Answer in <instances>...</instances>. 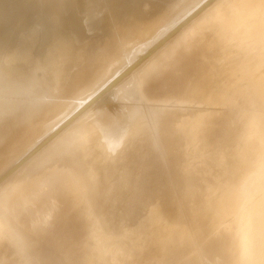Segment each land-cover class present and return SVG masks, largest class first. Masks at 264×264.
Masks as SVG:
<instances>
[{
  "label": "bare ground",
  "instance_id": "6f19581e",
  "mask_svg": "<svg viewBox=\"0 0 264 264\" xmlns=\"http://www.w3.org/2000/svg\"><path fill=\"white\" fill-rule=\"evenodd\" d=\"M21 2L0 0V264H264V0Z\"/></svg>",
  "mask_w": 264,
  "mask_h": 264
},
{
  "label": "rangeland",
  "instance_id": "374dc122",
  "mask_svg": "<svg viewBox=\"0 0 264 264\" xmlns=\"http://www.w3.org/2000/svg\"><path fill=\"white\" fill-rule=\"evenodd\" d=\"M21 4L23 5L24 8H27L30 4V0H21ZM67 2H69V0H66ZM12 5L13 8H17L18 6V3L16 1H14L13 3H10ZM27 32L28 30H26L25 28L24 29H21L19 28L18 24L15 25L12 24V27H11V30H10V35L12 36L13 39H23L26 38L28 40V43L27 42H24L22 41L25 45L28 46V49H29V52L32 54V48H31V42L29 40V38L27 37ZM21 37V38H19ZM44 64H45V69H49V62L48 61H43ZM26 73H23V77H25V82H22L24 83L25 85L29 84V83H32L36 80H39L40 78H42V75H37V74H34L31 73L32 69H33V65H32V62L30 61L29 63L26 64ZM24 80V79H23ZM20 84V81L19 82H15L13 85H14V88L15 90L17 91L16 93H13V95H10V94H7V96L5 97L7 101H9L10 103H16L20 106H22L25 102H26V99L28 97V95H21V92L18 90V86ZM252 163L250 162H242L240 163L234 171H243L246 167H249L251 166ZM235 177L236 176H233L231 175L230 177L228 176L227 177V184L228 183H233L235 182ZM248 181H250V178L247 179ZM264 186H260L259 188H255V190L253 191V193L251 194L250 198H249V201L248 203L246 204L245 208L246 207H255V208H259L261 206H263V202H264ZM153 213V212H151ZM144 218H151V214L150 213H145L144 211L142 210H136L134 212H131L129 215H128V220L129 221H137L139 219H144ZM220 228L221 229H226V228H233L235 229V226L233 225L232 226V223L231 221L227 220L225 222H223L221 225H220ZM262 245V244H261ZM194 255L197 257V260H198V263L199 264H207L205 262V259H204V253H202L201 251H198L197 252H194ZM147 262V261H145ZM144 262V263H145Z\"/></svg>",
  "mask_w": 264,
  "mask_h": 264
}]
</instances>
